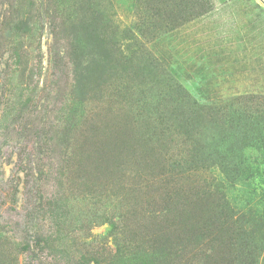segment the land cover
<instances>
[{"label": "rangeland", "instance_id": "obj_1", "mask_svg": "<svg viewBox=\"0 0 264 264\" xmlns=\"http://www.w3.org/2000/svg\"><path fill=\"white\" fill-rule=\"evenodd\" d=\"M212 188L264 217L257 0H0V264H206Z\"/></svg>", "mask_w": 264, "mask_h": 264}, {"label": "trees", "instance_id": "obj_2", "mask_svg": "<svg viewBox=\"0 0 264 264\" xmlns=\"http://www.w3.org/2000/svg\"><path fill=\"white\" fill-rule=\"evenodd\" d=\"M206 8L207 7L202 5L200 6L199 11H190L189 16L191 17L202 14L206 11ZM202 195L205 197L208 195L215 196V202L220 203L219 213H214L212 215V220L203 227L204 230L202 231V237L204 240L201 244V255L206 264H215L217 257L216 242L222 235H226L227 240H234L236 235H238L237 233H240L239 236L246 237L247 234L251 232L250 225L254 223L259 225L261 231L264 230V217H256L251 211L236 212L231 206H229L224 196L219 194L217 189H213L211 192L207 191ZM242 263L256 264V261H251L247 255Z\"/></svg>", "mask_w": 264, "mask_h": 264}, {"label": "water", "instance_id": "obj_3", "mask_svg": "<svg viewBox=\"0 0 264 264\" xmlns=\"http://www.w3.org/2000/svg\"><path fill=\"white\" fill-rule=\"evenodd\" d=\"M264 7V0H257Z\"/></svg>", "mask_w": 264, "mask_h": 264}]
</instances>
